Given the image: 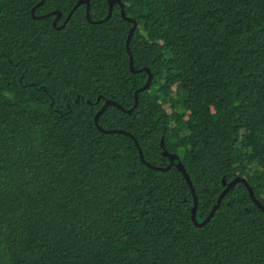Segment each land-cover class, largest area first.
<instances>
[{"label":"trees","instance_id":"16d2710c","mask_svg":"<svg viewBox=\"0 0 264 264\" xmlns=\"http://www.w3.org/2000/svg\"><path fill=\"white\" fill-rule=\"evenodd\" d=\"M0 0V264H264V0ZM58 10L54 16L34 18ZM96 21V22H95ZM62 26V27H61ZM60 27V28H57ZM180 84L175 93L171 87ZM163 137L164 148L160 146Z\"/></svg>","mask_w":264,"mask_h":264},{"label":"water","instance_id":"95a60500","mask_svg":"<svg viewBox=\"0 0 264 264\" xmlns=\"http://www.w3.org/2000/svg\"><path fill=\"white\" fill-rule=\"evenodd\" d=\"M43 2V0H40V2H38L36 4L35 7L39 6L41 3ZM81 4H85L86 6V18L89 20V0H77V2L75 3V5L73 6L72 10L68 13V15L66 16L65 18V21L64 23L62 24V26L65 25V23L67 22V20L69 19V17L71 16L72 12L78 7L80 6ZM107 4H108V13H107V16H106V19L109 18L110 14H111V11H112V8L115 4H118V6L120 7V13H121V16L128 22H130L132 24V26L130 27L129 31H128V34H127V38H126V44H125V47H126V52H127V55H128V60H129V69L130 71L132 72H137V71H144L147 73V80L145 82V84L138 88L135 92H134V104H133V107L129 110H126L124 109L121 105H119L117 102L113 101V100H105L104 101V104L101 106L100 110L95 114L94 116V122L96 124V126L99 128V130L103 133H121V134H124V135H127L129 136L131 139H133L135 145L137 146L138 148V153H139V157H140V160L144 163V164H147L148 166H151L150 164H148L145 159H144V156L142 154V151L140 149V146L137 142V140L135 139V137L130 134L129 132L125 131V130H122V129H110V130H104L102 128H100L98 126V123H97V120H98V117L99 115L108 107V106H115L119 109H121L122 111H126L127 113H131L134 108L137 106L138 104V93L142 92V91H147L151 84H152V73L150 72V70L146 67L142 68L141 70H135L134 69V66H133V58H132V55H131V52H130V49H129V42H130V39H131V36L134 32V30L136 29L137 27V23L134 19H131L129 17H126L125 14H124V4L122 3L121 0H107ZM35 7H33L31 9V15L32 17L34 18H44V17H48V16H54V19H53V22H52V25L55 27L56 26V23L58 21V19L61 17V12L58 11V10H55L53 12H50L46 15H42V16H34V10H35ZM96 22V21H95ZM61 26V27H62ZM57 28H60V27H57ZM160 146L162 148H164V142H163V137L160 141ZM162 154L164 156H166L168 159H169V164L163 168V167H153L154 169L156 170H167L169 169L170 167L172 166H175L180 172L181 174L183 175L189 189H190V192L192 194V198H193V207L191 209V220H192V223L198 227V228H201L203 227L205 224H207L212 215L214 214V212L216 211L218 205L220 204L222 198L225 196V194L230 190L232 189L236 184L238 183H242L244 184V186L246 187L247 191H248V194L253 202V204L261 211L264 213V206L261 204V202L254 196V193H253V190L251 188V186L247 183V181L244 179V178H241V177H236L234 178L233 180H231L230 182H226L225 181V178L222 179V185L224 186V189L223 191L221 192V194L219 195V197L217 198V201H216V204L213 205V207L211 208L208 216L202 221V222H198L196 220V209H197V202H198V199H197V196L195 194V189L193 187V184L191 182V179L189 177V175L187 174L183 164L180 162L179 160V157L176 155V154H173V153H169L167 150L163 149V152ZM152 167V166H151Z\"/></svg>","mask_w":264,"mask_h":264},{"label":"rangeland","instance_id":"374dc122","mask_svg":"<svg viewBox=\"0 0 264 264\" xmlns=\"http://www.w3.org/2000/svg\"><path fill=\"white\" fill-rule=\"evenodd\" d=\"M172 91L175 93H178L179 91H181L182 87L180 86V84H175L174 86L171 87Z\"/></svg>","mask_w":264,"mask_h":264}]
</instances>
